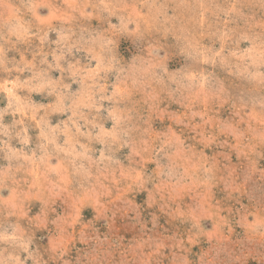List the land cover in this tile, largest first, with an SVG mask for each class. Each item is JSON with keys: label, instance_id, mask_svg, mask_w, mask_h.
I'll return each instance as SVG.
<instances>
[{"label": "clouds", "instance_id": "9594fccd", "mask_svg": "<svg viewBox=\"0 0 264 264\" xmlns=\"http://www.w3.org/2000/svg\"><path fill=\"white\" fill-rule=\"evenodd\" d=\"M0 264H264V0H0Z\"/></svg>", "mask_w": 264, "mask_h": 264}]
</instances>
